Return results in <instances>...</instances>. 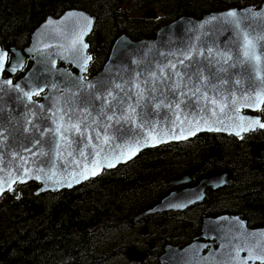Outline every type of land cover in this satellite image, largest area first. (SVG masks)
Returning a JSON list of instances; mask_svg holds the SVG:
<instances>
[{
    "label": "trees",
    "instance_id": "16d2710c",
    "mask_svg": "<svg viewBox=\"0 0 264 264\" xmlns=\"http://www.w3.org/2000/svg\"><path fill=\"white\" fill-rule=\"evenodd\" d=\"M193 1L194 5L192 0H0V45H27L32 31L47 16L68 9L94 16L96 28L110 32L113 41L122 32L133 40L153 38L161 26L179 17L199 19L207 11L246 5L242 0ZM248 1H256L255 7L261 4ZM188 2L191 6L186 7ZM155 4L161 15L145 19V12ZM256 114L264 120V105ZM260 147L264 148V130L241 139L205 133L142 151L128 163L104 170L71 190L37 194L35 183L18 185L17 198L9 193L0 197V264H111L120 258L130 264L125 258L129 243H124L125 233L137 235L143 227L155 242L154 249L147 250L145 264H161L158 256L163 246L189 243L199 233L204 215L235 213L249 227H263L264 163L260 170H251L256 163L253 149ZM196 167V179L215 171L231 172L232 187L220 194L209 191L206 201L193 211L134 220L172 190L170 179ZM153 220L159 221L158 227L149 231Z\"/></svg>",
    "mask_w": 264,
    "mask_h": 264
},
{
    "label": "water",
    "instance_id": "95a60500",
    "mask_svg": "<svg viewBox=\"0 0 264 264\" xmlns=\"http://www.w3.org/2000/svg\"><path fill=\"white\" fill-rule=\"evenodd\" d=\"M232 10L242 14L247 13L248 10L264 12V2L260 4L259 8L246 6L242 9L232 8L226 11L210 12L199 19L182 16L160 27L153 38L133 40L123 33L114 41L109 57L102 69L97 74L87 78V82H102L107 89L118 92L119 90L114 88L115 84H121L125 88L133 83L142 84L151 72L155 71L159 75V68L164 67L169 61L177 62L183 58V54H187L190 50L193 61H185L186 64L198 63L205 75L215 72V69L208 66V61L205 59L208 48L213 49L214 52L228 51L233 56V60H236L241 48L240 30L248 32L249 38H252L253 35L264 36V22L260 20L242 17L239 29L229 23L224 14ZM88 21L91 23L89 24ZM93 21V17L83 10H66L58 17L47 16L32 31L29 43L24 48L8 47L4 49L0 46V53H7L3 70L0 71V133H2L0 136V187L4 189L2 195L8 192L17 198L19 191L16 186L28 183L38 185L37 194L71 190L97 177L104 170H112L119 165L128 163L142 151L148 149L186 141L205 133L223 134L240 139L243 135L263 129L259 124L248 123L249 120H259L260 123H264L256 114L262 105L247 107L242 101L244 95H255L256 92L261 91L259 81L253 78L254 74L248 72L247 65L236 68L225 65L227 67L226 72H215L217 77L228 80L226 85H220L217 94L227 95L231 100V93H235L238 100L236 107L239 108V111H233L230 105L225 108L224 113L219 114V119L223 123L218 124L210 121L212 127H218L221 129L220 131L201 130L197 131L195 135H187L186 133V138L165 136L164 142L155 143V146L142 147L131 158L125 156L113 167L105 165L97 170L95 176L89 175L88 179H82L79 183L73 182L71 187L67 186L66 182L57 184L58 180H62L66 176L63 166L59 162L52 169L56 175L51 180L47 179V176L50 175L49 169L51 168L50 161L54 151V141L51 145L49 144L51 132L44 136H41L40 133L55 127L53 120L56 118L52 117V113L57 110L58 104L62 107L68 106L65 101H69L73 106L81 104L84 94L82 92L77 96L72 94L77 92L75 85L81 77H85L87 71L84 72L80 65L83 58L89 55L87 48L84 49L81 45H76V47L81 48V51L79 54L75 53L73 41L79 36L83 44L87 45L85 39L92 30ZM81 31L84 33L82 36H80ZM201 50L204 51L205 57L197 55ZM256 53L261 56V66L264 67V40L257 43ZM8 54L11 55L9 59ZM26 60H31L32 65L20 79L13 81L10 77L4 76L5 72L15 74L21 70ZM58 62L59 66L57 65ZM65 63L76 68V72L63 68L62 64ZM177 67L180 68L181 66L178 64ZM216 67L219 68L220 65H216ZM261 74L264 75V72ZM235 80H240L241 84L236 85ZM7 81H11V84H8ZM214 82L218 83V81ZM17 85L19 88L16 87ZM99 86L97 83L98 88ZM88 91L91 93L93 90ZM24 92L33 93L31 101L23 95ZM36 92H39L41 97L39 100L34 98L38 96L34 94ZM102 94H106V92ZM101 103L102 101H92L91 95H89L88 107L93 109V115L96 114V109ZM165 111L162 109L159 115L153 117L162 126L168 120ZM29 120L31 121L30 124L28 123ZM241 123L243 129L239 127ZM33 125H37V127L34 128ZM168 126L170 127V125ZM203 127L206 129L207 126ZM237 131L240 132V136L235 134ZM176 132L178 133L179 129H176ZM115 135L119 136V133H115ZM37 138L41 139V144L32 147ZM129 139L131 138L129 137ZM121 142L120 139L117 140V143ZM29 147L32 148L33 152L40 149L49 155L32 156L31 153L25 151ZM254 155L256 159H262L264 149L255 150ZM20 156L28 158L25 167L31 169L32 178H26L24 183L17 179L15 183L11 184V190H9L8 180L11 177L21 175L20 164L22 161ZM39 168H43L44 171H37ZM198 171V168H193L181 177L170 179L168 183L172 185L187 184ZM36 175H39L40 179H35ZM230 175L231 172L228 171H216L201 178L194 186L174 189L165 195L159 203L138 213L134 220H141L170 211H184L195 204H199L206 199L207 190L225 187L229 182ZM145 232L146 228L143 229V234ZM249 233H264V227L251 228L239 215L223 214L218 217H204L201 234L184 247L166 244L159 255V262L162 264H241V261L248 255L246 251L242 250L243 247L250 245L254 239L259 238L258 235L249 236ZM213 239L216 245L210 246V241ZM238 249H240V257L236 259L235 252ZM125 257L132 263L142 264L148 255L146 252L130 246L125 252ZM248 264H253V262L249 261ZM255 264H260V262L256 261Z\"/></svg>",
    "mask_w": 264,
    "mask_h": 264
},
{
    "label": "snow or ice",
    "instance_id": "6c2138e0",
    "mask_svg": "<svg viewBox=\"0 0 264 264\" xmlns=\"http://www.w3.org/2000/svg\"><path fill=\"white\" fill-rule=\"evenodd\" d=\"M224 15L228 18V22L237 29L240 28L242 17L264 22V12L248 10L247 13L242 14L232 10ZM88 23L90 24L91 21ZM83 34L81 31L80 36ZM260 40H264V36L253 35L252 38H249L248 32L240 30L241 48L236 60H233V56L228 51L214 52L213 49L208 48L206 57L202 50L197 53L198 56L205 57L208 66L215 69V72H226L227 67L248 66V72L254 74L253 78L259 81L261 91L256 92L255 95L242 97V101L247 107L264 105V75L261 74L264 72V67L261 66V56L256 53V45ZM76 45H81L84 49L87 48L79 36L73 41V51L79 54L81 48ZM6 56L7 53H0V71L3 70ZM91 59L90 56L83 58L80 67L84 72L87 71ZM185 61H193L191 50L187 54H183V58L177 62L169 61L164 67L159 68V75L155 71L151 72L142 84L133 83L127 88L121 84H115L114 88L119 90L118 92L107 89L102 82H97L100 85L98 88L97 83L87 82L86 77H81L75 85L77 92L72 94L73 96L80 95L81 92L84 94L81 104L73 106L69 101H65L67 107L58 104L57 110L52 113V117L56 118L53 120L55 127L40 133L41 136H44L51 132L49 144L51 145L54 141L50 175L47 176V179L51 180L56 175L52 169L59 162L63 166L66 176L62 180H58L57 184L66 182L67 186L71 187L73 182L79 183L82 179H88L89 175L95 176L97 170L105 165L113 167L125 156L131 158L142 147L155 146V143L164 142L165 136L186 138V133L195 135L197 131L201 130L220 131V128L212 127L210 121L218 124L223 123L219 119V114L224 113L225 108L230 105L233 111H239V108L236 107L238 100L235 93H231V100L227 95H218L220 85H226L228 80L217 77L215 72L205 75L198 63L186 64ZM178 64L181 66L180 68L177 67ZM216 65H220V67L217 68ZM214 81H218V83ZM7 83L11 84V81H7ZM234 83L240 85L241 81L235 80ZM16 87L19 88V85ZM90 89L93 90L91 93L88 91ZM105 92L106 94H102ZM34 94L39 95V92ZM23 95L29 101L32 100L33 93L24 92ZM89 95H91L92 101H102L99 108L96 109L95 115H93V109L88 107ZM162 109L166 110L165 116H168L164 126L153 119L154 116L159 115ZM28 123L30 124L31 121L29 120ZM248 123L259 124L261 128H264V123H260L259 120H249ZM203 126H207L206 129ZM33 127L36 128L37 125H33ZM239 127L243 129V124L241 123ZM176 129H179L178 133ZM25 130L27 131V128ZM115 133H119V136ZM235 134L240 136L239 131ZM118 139L122 142L117 143ZM40 144L41 139L37 138L32 147ZM25 151L31 153L32 156L49 155L40 149L33 152L31 147L26 148ZM20 160L22 161L20 164L21 175L8 180L9 190H11V184L15 183L17 179L24 183L26 178H32L31 169L25 167L28 158L20 156ZM37 171L43 172L44 169L39 168ZM34 178L40 179V176L36 175ZM3 190L0 187V195L3 194ZM248 235H258L259 238L243 247L242 250L246 251L248 255L241 261V264H248L249 261H252L253 264L256 261L264 264V233H249ZM239 257L240 249L235 252V258L239 259Z\"/></svg>",
    "mask_w": 264,
    "mask_h": 264
},
{
    "label": "flooded vegetation",
    "instance_id": "af4514ba",
    "mask_svg": "<svg viewBox=\"0 0 264 264\" xmlns=\"http://www.w3.org/2000/svg\"><path fill=\"white\" fill-rule=\"evenodd\" d=\"M253 6V5H252ZM232 8H237V7H232ZM227 9H230V8H227ZM226 9V10H227ZM224 11V10H223ZM85 12V11H84ZM150 12V13H149ZM211 12H213V11H211ZM87 13V12H86ZM159 12H158V9H157V6H156V4H155V7L154 8H149L146 12H145V14H144V17H145V19H156L158 16L157 15H159L158 14ZM207 13H209V12H207ZM62 14V13H61ZM60 14V15H61ZM60 15H57V16H54V17H58V16H60ZM90 15V14H89ZM91 17H93V19H94V21H93V26H92V30L90 31V33L88 34V36L86 37V39H85V42L87 43V54L92 58L90 61H89V63H88V68H87V72H86V74H85V77L86 78H89V77H91V76H93V75H95V74H97L101 69H102V67L104 66V64H105V62H106V60L108 59V57H109V54H110V51H111V48H112V45H113V43H114V41L116 40V38H118V36H120L122 33H125V32H122V33H120V35H118V36H116V37H114V39H113V41L111 40V37H113L112 35H110V32H108L107 34L106 33H104V31L103 30H98L97 28H96V22H97V20H96V18L94 17V16H92V15H90ZM106 20V19H105ZM104 20V21H105ZM103 29H106V30H108V27H105V25H103ZM126 34V33H125ZM29 43V42H28ZM28 45V44H27ZM27 45H25V46H27ZM25 46H23V47H15V46H7V47H3L2 45H1V47L2 48H4V49H6V48H8V47H13V48H15V49H22V48H24ZM11 57V55L10 54H8V59ZM97 63H99V64H97ZM32 65V61L31 60H26L25 62H24V66L21 68V70H19V71H17L15 74H8V73H6L5 72V76H7V77H10L13 81H16V80H18V79H20L23 75H24V73H25V71H27L29 68H30V66ZM58 66H59V62H58V64H57ZM62 67L63 68H66V69H68V70H70V71H72V72H76V68H74L71 64H69V63H65V64H62ZM97 69H99V70H97ZM97 70V71H96ZM95 71V72H94ZM36 100H39L41 97H40V95H38V96H36V97H34ZM238 139V138H237ZM256 150V149H255ZM255 150L253 149V156H254V159H255V161H256V163H253L252 164V166H251V170H256V169H259L260 170V168H261V165H262V163H264V157L262 158V159H260V160H258V159H256L255 158V155H254V153H255ZM196 168H198V167H196ZM199 169V168H198ZM199 172V171H198ZM197 172V173H198ZM196 173V174H197ZM196 174L195 175H193V177H192V180L189 182V183H187V184H183V185H172V184H170L173 188H172V190H174V189H182V188H184V187H188V186H194V185H196L197 183H198V181L201 179V178H203V177H200L199 179H196ZM231 176V175H230ZM229 182H228V184L225 186V187H222V188H219V189H217V190H208L207 191V196H208V192L209 191H214V192H217L218 194H220L223 190H228V187L229 186H231L232 187V182H231V178L229 177ZM172 190H170V191H172ZM207 196H206V199H207ZM217 199L218 198H220V196H217L216 197ZM206 199L203 201V202H201V203H199V204H195V205H193V206H191L190 208H187L186 210H184V211H176V212H174V211H170V212H166V213H174V214H178V213H183V212H185V211H187V210H195L196 208H198V207H200L205 201H206ZM164 214V213H163ZM223 214H230V215H239V214H235V213H228V212H221V213H219L218 215H215V216H209V215H204V216H202V218H201V225H200V231H199V233L197 234V235H195V236H193L192 237V239H191V241L189 242V243H191L192 241H193V239L195 238V237H197V236H199L200 234H201V226H202V219L204 218V217H218V216H220V215H223ZM159 215V214H158ZM179 215H181V214H179ZM179 215H177V216H179ZM240 216V215H239ZM144 219H146V218H144ZM243 219V218H242ZM141 220H143V219H141ZM141 220H136V221H141ZM244 220V219H243ZM157 225V224H159V221H157V220H153L151 223H150V229H149V231L150 230H152V228L153 227H158V225L157 226H154V225ZM264 227V226H263ZM144 228H146L147 229V231L145 232V234H143V229ZM257 228H260V227H257ZM139 236H140V239H142L141 241H136L135 242V244L133 245L134 247H136V248H138V249H140V250H142V251H144V252H146L147 254H148V257H149V253H148V251L147 250H150V251H152L154 248V245H155V242L154 241H152V240H150L149 238H148V228L147 227H143L142 229H140V233H139ZM189 243H187L186 245H188ZM210 243H211V245L210 246H215L216 245V242H215V240L213 239V240H211L210 241ZM166 244H171V245H174V246H177V245H175V244H172V243H166ZM165 244V245H166ZM186 245H184V246H186ZM164 247V246H163ZM177 247H179V246H177ZM183 247V246H182ZM162 250H163V248H162ZM160 255V254H159ZM148 257H147V260H148ZM146 260V261H147ZM158 261H159V256H158ZM130 263V262H129ZM146 263V262H145ZM160 263V262H159Z\"/></svg>",
    "mask_w": 264,
    "mask_h": 264
},
{
    "label": "rangeland",
    "instance_id": "374dc122",
    "mask_svg": "<svg viewBox=\"0 0 264 264\" xmlns=\"http://www.w3.org/2000/svg\"><path fill=\"white\" fill-rule=\"evenodd\" d=\"M242 1H244V3L246 4L245 6H252L253 5V7L256 5V1H248V0H242ZM257 1H259L260 3H263L264 2V0H257ZM194 1L192 0V4L194 5V3H193ZM188 5H186V7H189V6H191L190 4V2H188L187 3ZM195 4H197V5H200V6H203L202 4H200V2H195ZM228 7H230V8H232V5H229ZM208 8V7H207ZM207 8H205L206 10H207ZM158 14L159 15H157L158 17L161 15V13H162V11L161 10H158ZM208 12V11H207ZM213 12H219V11H213ZM150 13V12H149ZM210 13V12H209ZM205 14H207V13H205ZM204 14V15H205ZM142 15V13H140V16ZM171 221H173V222H175V220L174 219H172L171 218ZM135 234V232L134 231H130V232H127V233H125V236H126V241L124 242V243H127V242H129L128 243V246H127V248L129 247V246H133L132 244L133 243H135L137 240L138 241H141L142 239H140V236H139V234H137V235H134ZM133 242V243H132ZM132 243V244H131ZM121 260H122V258H120ZM120 259H117L115 262H112L111 264H125L124 262H123V260L121 261Z\"/></svg>",
    "mask_w": 264,
    "mask_h": 264
},
{
    "label": "bare ground",
    "instance_id": "6f19581e",
    "mask_svg": "<svg viewBox=\"0 0 264 264\" xmlns=\"http://www.w3.org/2000/svg\"><path fill=\"white\" fill-rule=\"evenodd\" d=\"M154 7H155V5H154ZM154 7H151V8H154ZM246 7V6H245ZM245 7H242V8H245ZM248 7V6H247ZM260 7V6H259ZM259 7H255V8H259ZM242 8H237V9H242ZM230 9H232V8H230ZM227 10H229V9H227ZM224 11H226V10H224ZM260 117V116H259ZM261 118V117H260ZM262 120V119H261ZM262 121H264V120H262ZM262 130H264V128L262 129ZM255 131H257V130H255ZM255 131H253V132H255ZM252 133V132H251ZM248 134H250V133H248ZM264 148H256V150H263ZM205 177V176H204Z\"/></svg>",
    "mask_w": 264,
    "mask_h": 264
}]
</instances>
